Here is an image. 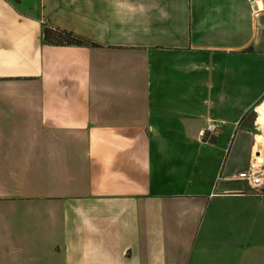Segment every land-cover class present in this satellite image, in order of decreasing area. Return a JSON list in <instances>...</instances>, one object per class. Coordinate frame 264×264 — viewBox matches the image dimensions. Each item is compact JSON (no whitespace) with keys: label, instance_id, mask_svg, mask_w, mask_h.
<instances>
[{"label":"crops","instance_id":"1","mask_svg":"<svg viewBox=\"0 0 264 264\" xmlns=\"http://www.w3.org/2000/svg\"><path fill=\"white\" fill-rule=\"evenodd\" d=\"M258 5L0 0V264H264Z\"/></svg>","mask_w":264,"mask_h":264},{"label":"built area","instance_id":"2","mask_svg":"<svg viewBox=\"0 0 264 264\" xmlns=\"http://www.w3.org/2000/svg\"><path fill=\"white\" fill-rule=\"evenodd\" d=\"M259 1L260 0H247L253 20L258 17L261 11V7L258 5ZM221 123L222 121L220 120L207 119L202 131L203 136L210 138L219 129ZM259 125H255L256 130L260 129ZM255 152L259 154L258 151ZM236 177L240 180H244L251 186L255 193L264 191V166L257 157H254L245 169L237 172Z\"/></svg>","mask_w":264,"mask_h":264},{"label":"trees","instance_id":"3","mask_svg":"<svg viewBox=\"0 0 264 264\" xmlns=\"http://www.w3.org/2000/svg\"><path fill=\"white\" fill-rule=\"evenodd\" d=\"M43 38L48 43L58 45H79L84 42V39L81 36L76 35L73 32L48 26L43 28Z\"/></svg>","mask_w":264,"mask_h":264},{"label":"bare ground","instance_id":"4","mask_svg":"<svg viewBox=\"0 0 264 264\" xmlns=\"http://www.w3.org/2000/svg\"><path fill=\"white\" fill-rule=\"evenodd\" d=\"M257 112L262 113V110H264V98L260 101V103H258L257 107H256ZM258 138H261V136H259Z\"/></svg>","mask_w":264,"mask_h":264},{"label":"rangeland","instance_id":"5","mask_svg":"<svg viewBox=\"0 0 264 264\" xmlns=\"http://www.w3.org/2000/svg\"><path fill=\"white\" fill-rule=\"evenodd\" d=\"M260 103V102H259ZM251 112H252V109H251ZM253 113V112H252ZM254 114V113H253Z\"/></svg>","mask_w":264,"mask_h":264}]
</instances>
